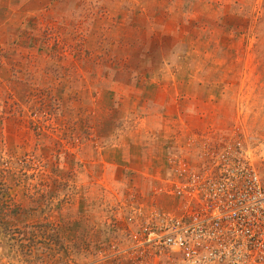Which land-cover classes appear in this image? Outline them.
Here are the masks:
<instances>
[{
  "label": "rangeland",
  "instance_id": "obj_1",
  "mask_svg": "<svg viewBox=\"0 0 264 264\" xmlns=\"http://www.w3.org/2000/svg\"><path fill=\"white\" fill-rule=\"evenodd\" d=\"M244 174L264 0H0V264H193L150 233L198 222L219 264H264L210 220Z\"/></svg>",
  "mask_w": 264,
  "mask_h": 264
},
{
  "label": "built area",
  "instance_id": "obj_2",
  "mask_svg": "<svg viewBox=\"0 0 264 264\" xmlns=\"http://www.w3.org/2000/svg\"><path fill=\"white\" fill-rule=\"evenodd\" d=\"M242 177L237 186H233L232 183L230 188L225 184V187L212 189L215 199L213 203L215 206L212 208L215 211L220 210L221 214L212 216L210 220H214L217 228L223 226L226 232L224 239H219L218 242L222 243L223 249L231 245L236 252L248 246L252 247L253 241L260 242V247H264V187L256 175L250 180H247L246 174ZM204 224V222L195 225L179 223L176 229L167 228L161 232V235L157 233L150 235H154L153 240L175 250L184 260H191L193 264H219V260L225 257V252L203 241L207 235ZM191 241L196 244L192 245ZM259 256L264 260L263 251ZM235 257L242 259L241 261L246 259L245 255L239 253L238 255L235 253Z\"/></svg>",
  "mask_w": 264,
  "mask_h": 264
}]
</instances>
